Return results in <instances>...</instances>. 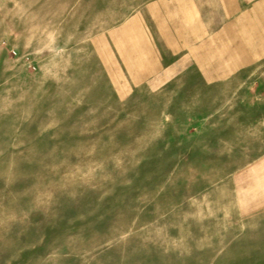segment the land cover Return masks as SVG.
I'll use <instances>...</instances> for the list:
<instances>
[{
	"label": "rangeland",
	"instance_id": "obj_1",
	"mask_svg": "<svg viewBox=\"0 0 264 264\" xmlns=\"http://www.w3.org/2000/svg\"><path fill=\"white\" fill-rule=\"evenodd\" d=\"M250 27L247 1L0 0V264H264Z\"/></svg>",
	"mask_w": 264,
	"mask_h": 264
},
{
	"label": "crops",
	"instance_id": "obj_2",
	"mask_svg": "<svg viewBox=\"0 0 264 264\" xmlns=\"http://www.w3.org/2000/svg\"><path fill=\"white\" fill-rule=\"evenodd\" d=\"M242 1L248 2L249 10V25L250 32H252V27H255V34L250 35V43H264V0H225L226 4H231L232 7L235 3H240ZM257 28H259V34H257Z\"/></svg>",
	"mask_w": 264,
	"mask_h": 264
}]
</instances>
